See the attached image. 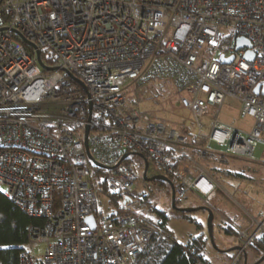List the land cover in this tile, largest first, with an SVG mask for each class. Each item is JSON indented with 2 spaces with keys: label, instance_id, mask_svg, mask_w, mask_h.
Segmentation results:
<instances>
[{
  "label": "built area",
  "instance_id": "obj_1",
  "mask_svg": "<svg viewBox=\"0 0 264 264\" xmlns=\"http://www.w3.org/2000/svg\"><path fill=\"white\" fill-rule=\"evenodd\" d=\"M222 36L228 53L209 51ZM238 36L251 46L237 49ZM35 48L53 69L38 63ZM151 81L174 87L192 132L141 112ZM262 82L264 0H0V191L39 220L27 226L19 264H161L179 242L142 213L100 210L83 144L89 103V150L106 166L109 192L124 204L145 196L133 165L120 161L131 152L171 179L175 199L190 191L207 203L215 183L192 155L264 161V100L255 93ZM229 110L250 123L224 121ZM235 229L231 264L259 230ZM190 255L192 264H210Z\"/></svg>",
  "mask_w": 264,
  "mask_h": 264
},
{
  "label": "rangeland",
  "instance_id": "obj_2",
  "mask_svg": "<svg viewBox=\"0 0 264 264\" xmlns=\"http://www.w3.org/2000/svg\"><path fill=\"white\" fill-rule=\"evenodd\" d=\"M168 37V34L166 35ZM230 37L222 36L216 47H210L209 51H223L228 53ZM147 86V85H146ZM144 87V100L138 105L143 113H148V118L158 120L179 132H192L194 122L187 110L179 104V95L169 82H161L153 86ZM152 94V96H151ZM158 95V96H157ZM125 96L129 108L134 105V84L127 86ZM224 121L238 127L248 125L249 119L240 120L237 110H229L220 116ZM207 131V128H204ZM201 169L213 179L215 183L214 196L207 203H204L192 192H186L180 199H176L179 207L207 206L213 212L212 234L215 246L209 241L206 230L207 213L204 210L186 212L185 215L172 208L170 203V188L167 183H154L145 185L141 177L143 170V159L135 153L129 152L127 163L133 165L140 175L139 185L145 188V196L142 199H132L126 202V207L138 213H142L151 219L154 217L152 209L155 207L163 211L167 221L166 229L182 244L192 241L202 234L203 257L210 264H231L234 250L233 246L238 245V232L235 227L246 229L248 232L255 231L264 234V161H254L236 156L212 155L205 159H199L192 155ZM147 176L156 175L149 165L146 171ZM97 197L100 209L107 212L113 210L108 203V197L97 187ZM192 216L191 222L187 215ZM229 230V232L226 231ZM264 252L262 249L247 248L246 264H252ZM233 255V256H232ZM243 256H239L235 264H243ZM260 264H264V259Z\"/></svg>",
  "mask_w": 264,
  "mask_h": 264
},
{
  "label": "trees",
  "instance_id": "obj_3",
  "mask_svg": "<svg viewBox=\"0 0 264 264\" xmlns=\"http://www.w3.org/2000/svg\"><path fill=\"white\" fill-rule=\"evenodd\" d=\"M41 56L44 58V53H42ZM161 82L166 81H151L147 84V86H150L148 88L151 90L153 86L155 87V85H158V83ZM262 98L264 100V95H262ZM92 121H102V117L93 113ZM92 129L94 130V128ZM122 162L127 163V158L123 159ZM92 167L97 186L99 190L103 191L108 197V203L113 207V214L133 212L130 208L125 206L126 204L123 203V199H121L120 194L112 193L107 190L106 184L102 179L105 168L93 164ZM153 182L157 184L159 182L163 184L165 183L162 180H153ZM175 203H177L176 200ZM152 212L154 217L156 216V219L153 220L150 218V220L160 226L163 230L169 232L165 227L167 218L163 211L155 207L154 210L152 209ZM178 213L185 215L186 212ZM187 217H189L191 222H195L198 225L200 224L199 222L193 220L191 214L187 215ZM38 221V219L31 218L25 214L12 200L8 199L0 191V264H19L18 246L25 240L26 229L29 223ZM226 231L229 232L228 229H226ZM203 240L204 239L201 234L186 244L178 242L167 253L161 264H192L193 257L190 254L203 257ZM249 247L253 249L259 248L264 252V234L261 233V235H258L254 239L253 244ZM247 248L244 250L245 253L247 252ZM184 250H186V252ZM241 256H243V253L240 257Z\"/></svg>",
  "mask_w": 264,
  "mask_h": 264
},
{
  "label": "water",
  "instance_id": "obj_4",
  "mask_svg": "<svg viewBox=\"0 0 264 264\" xmlns=\"http://www.w3.org/2000/svg\"><path fill=\"white\" fill-rule=\"evenodd\" d=\"M24 41H26L25 39H23ZM27 42V41H26ZM33 45V44H31ZM34 46V45H33ZM247 47L249 48L251 46L250 42L243 36H238L236 38V48H242V47ZM35 47V46H34ZM35 51H36V57H37V61L38 63L43 66L45 69L47 70H50V69H53L54 67H47L45 66L42 61H41V58H40V52L37 48H35ZM244 56L248 59H252L253 57V52L248 49ZM232 56L228 57V58H225L224 61L229 63L231 62L232 60ZM67 75L77 81L79 84L83 85L82 82L80 80H78L77 78H75L70 72L67 71ZM255 93L257 95H264V82L262 83H258L255 87ZM91 113H92V107H91V104L89 103L88 104V115H87V123L84 125V135H83V144H84V148H85V152L88 156V158L90 159V161L92 162L93 165H97V166H100V167H103V168H106L105 165H103L102 163L98 162L90 153V150H89V145H88V133L90 131L89 129V124H90V121H91ZM137 154V153H136ZM138 156H140L142 159H143V162H144V166H143V170H142V173H141V177L143 180H146V181H153V180H162V181H165L168 183L169 187H170V203H171V206L173 209L179 211V212H191V211H197V210H205L206 213H207V217H206V230H207V234L209 236V241L210 243H212L213 246H215V243L213 241V234H212V218H213V212L211 211V209L207 206H197V207H179L176 205L175 203V195H174V187H173V183L171 181V179H169L168 177H165L163 175H159V174H156V175H152V176H147L146 174V171H147V168H148V163H147V160L141 156L140 154H137ZM127 156V153H124L120 159V161H122L125 157ZM123 203H125V201H123ZM86 222H88L91 226H93L94 224V218L93 216H88L86 217ZM216 247V246H215ZM239 249V246L236 245V246H233L230 250H237ZM243 258H244V261H243V264H246V253L243 251ZM264 259V254L261 255L257 260H255L252 264H260Z\"/></svg>",
  "mask_w": 264,
  "mask_h": 264
},
{
  "label": "crops",
  "instance_id": "obj_5",
  "mask_svg": "<svg viewBox=\"0 0 264 264\" xmlns=\"http://www.w3.org/2000/svg\"><path fill=\"white\" fill-rule=\"evenodd\" d=\"M189 113V112H188ZM144 166V165H143ZM150 182V181H149ZM165 182V181H164ZM165 183H167V182H165ZM168 184V183H167ZM170 188V187H169ZM102 212H104V213H106V214H113V210H111V211H107V212H105V211H103V209H100ZM132 210V209H131ZM133 212H135L134 210H132ZM205 211V210H204ZM180 242V241H179ZM205 258V257H204Z\"/></svg>",
  "mask_w": 264,
  "mask_h": 264
},
{
  "label": "clouds",
  "instance_id": "obj_6",
  "mask_svg": "<svg viewBox=\"0 0 264 264\" xmlns=\"http://www.w3.org/2000/svg\"><path fill=\"white\" fill-rule=\"evenodd\" d=\"M176 200V199H175ZM235 251V250H234Z\"/></svg>",
  "mask_w": 264,
  "mask_h": 264
}]
</instances>
